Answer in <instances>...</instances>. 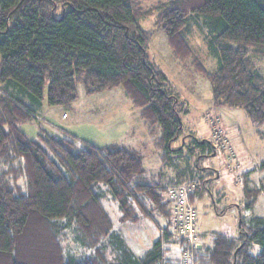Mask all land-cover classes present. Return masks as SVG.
I'll return each mask as SVG.
<instances>
[{
    "label": "trees",
    "instance_id": "1",
    "mask_svg": "<svg viewBox=\"0 0 264 264\" xmlns=\"http://www.w3.org/2000/svg\"><path fill=\"white\" fill-rule=\"evenodd\" d=\"M154 14L179 62L209 79L212 105L244 108L264 126V77L252 60L264 57V0H171L147 10L140 0H0V264H183V249L170 246L171 191L192 181L144 183L138 180L144 159L133 150L99 148L68 133L40 131L30 138L20 127L39 118L47 86L50 105L64 106L76 101L80 84L86 94L122 87L159 148L180 153L171 145L182 132V103L150 60L153 30L139 25ZM190 17L209 30V51L219 63L214 72L187 37ZM196 142L213 152L208 140ZM258 169L264 171V161ZM193 173L191 168L198 179ZM199 179L201 191L190 200L207 191L206 177ZM102 185L118 202L122 223L156 213L163 218L164 235L142 257L118 239ZM259 192L245 184L248 209ZM255 217L247 229L241 217V236L215 233L210 247L192 250L194 262L264 264V218ZM68 232L92 253L72 254L64 245ZM109 247L118 255L115 262L108 261Z\"/></svg>",
    "mask_w": 264,
    "mask_h": 264
},
{
    "label": "rangeland",
    "instance_id": "2",
    "mask_svg": "<svg viewBox=\"0 0 264 264\" xmlns=\"http://www.w3.org/2000/svg\"><path fill=\"white\" fill-rule=\"evenodd\" d=\"M169 1L171 0H140V3L147 10L156 8L160 4ZM58 13H60V10ZM156 14L141 19L139 25L144 29L153 30L154 32L148 43V54L152 63L156 64L166 74L169 80L170 94L179 97L178 100L182 103L178 105L177 109L180 110L182 123L184 124V131L186 133L184 136L185 144L187 145L188 143L187 147L191 148L190 150L187 149L186 152L179 153V161L177 162L175 158H166L164 161L166 164L173 162L178 164L171 166V175H175L178 169H185L187 166L190 169L194 168L196 159L198 169L194 171L193 175L196 173L197 178L202 176L205 179L208 175L213 176V178L215 177L214 172L201 169L200 165L219 169L221 176L220 178H216V182L210 188L211 190H207L205 197L197 201L191 199L193 206L198 209L196 231L199 233L204 231L206 235L211 236L217 232L224 233L229 237L241 236V217L244 218V229L254 226L255 216L264 218V171L258 169L264 161V126L260 127L255 124L249 118L244 108L217 107L212 105L213 93L209 79L200 74L193 65H184L179 62V59L174 55L168 44L164 28L157 24L158 18ZM187 37L196 54L202 59L206 69L209 72L216 71L219 63L217 57L209 51L210 34L205 26V21L190 17ZM252 60L264 77V57L254 56ZM79 87L76 101L64 106L50 105L47 100V86L45 100L42 107L39 108V118L23 122L20 124V127L30 138H35L36 134L34 132L38 131L39 127L42 128V132L60 134L58 129L54 128V124H72L74 125L72 130L73 135H76L79 140L83 142L88 141L99 148H105L114 144V140L111 139L114 136L122 134V130L126 129V124H132V128L134 124L138 126L144 124L137 113L138 111L133 112L128 105L123 104L122 101L128 97L125 95L122 87L110 89L113 90L110 97L102 96L104 94L102 92L94 95L86 94L82 88V84ZM129 102L131 103L130 99ZM113 103H119V105H114L111 109L107 110L108 112H104L102 107L112 105ZM98 109L100 111H96ZM65 113L68 118L63 117ZM216 121L218 124H221L222 128L227 131V134L231 138L238 155L236 158L238 162L230 160L227 152L220 148H217L215 155H204L200 160L198 159V155L202 154V149L192 136L194 135L201 140L204 138L213 139L214 132L211 124L216 123ZM110 124L115 125L113 129L108 126ZM260 132H263V136L258 138L261 135ZM182 138L183 136L181 140ZM163 152L166 155H170V152ZM231 153H234L232 149ZM237 163L240 165L237 166ZM158 164H162L160 160L144 156L145 168L156 170L159 167ZM247 171L250 172V178L243 177V174L239 175ZM156 176L158 181L159 175ZM186 179L188 182L195 181L192 177L190 179L187 177ZM245 184L250 189H260L258 197L251 195V197L255 198V204L252 209L246 207L248 200L245 194ZM100 191L104 195V199L108 201L110 212L116 217V228L120 229L121 225L126 223L128 224V228L132 229L123 235L127 245L131 247L130 240L134 238L138 241H143L138 246L139 249H134L139 255H143L152 246L157 235V227L164 221L161 215L156 213L155 217L152 216V223L145 218L146 216L141 217V221L145 219L142 221L143 223H122L119 220L120 211L118 202L114 199L111 191L104 185L100 187ZM232 206H235V208ZM137 210L141 212L139 208ZM220 211H224V213ZM65 234L67 237H65L64 243L67 245L73 244L69 232ZM172 247L177 249L176 245ZM259 249V246H254L255 252ZM179 252L182 254L183 250Z\"/></svg>",
    "mask_w": 264,
    "mask_h": 264
},
{
    "label": "crops",
    "instance_id": "3",
    "mask_svg": "<svg viewBox=\"0 0 264 264\" xmlns=\"http://www.w3.org/2000/svg\"><path fill=\"white\" fill-rule=\"evenodd\" d=\"M154 65H156V64H154ZM111 91H113V90L108 89V90L102 91V93H104V94H102V96L110 97V95L112 93ZM98 93H101V92H98ZM105 93H107V94H105ZM95 94H97V93H95ZM125 95H126V93H125ZM122 102H123V104L128 105L133 112L138 111L137 113H138V115L140 117V110L138 108H136L132 104V102L130 103L128 98H126V100H124ZM114 105L118 106L119 103H113L112 105H106V106L102 107V109L104 110V112L105 111L108 112L107 110L111 109V107L114 106ZM96 111H100V109H98ZM207 112H209V110H207ZM63 117H64V114H63ZM64 118H68V116H66ZM142 121H143L142 123H144V124H141L142 126H138L137 124H134L133 128L131 127L132 124H126V129L122 130L123 133L118 135V136H114L111 139V140H114V144H111V145H109L107 147H111V146H114V147H125V148H128L130 150H133V151L139 153L143 157V159H144V156L145 157L149 156V157L154 158L155 160H160V162L162 164H158L159 167L156 168V170L155 169L152 170L150 168H145L144 173L138 179L141 182H144V183H146V182L147 183H157V184L160 183V184H164V185H166L168 187L170 185H173L174 183H178V182H181V181L185 180L187 177H190V167L189 166H187L185 169H178V172L175 175H171V173H170L171 166H174L173 164H176V162L179 161V159H178L179 158V153H176V154L170 153V155H167V157H166V154L158 146V138H157V136L151 132L149 126L144 122L143 119H142ZM211 125L213 127V132H214L213 139L212 138L211 139L210 138L209 139L208 138H204L203 140H201L200 138H196V136H194V135L192 136V138L195 141L199 140V141H201L203 143V142H205V140H208L210 143L212 141H214V144H215V145L212 146L210 143H208L213 148L212 149L213 152L209 153L207 149H206V151L201 150L202 154L198 155V159L200 160V158L202 156H204V155L209 156V155L212 154V156H213V155L216 154L217 148L218 149L220 148V149H223V150H225L227 152L228 158L230 160L235 161L238 155H237V152H236V150L234 148V145H233V143L231 141V138L227 134V131L224 128H222L221 124L213 123ZM108 126L111 129H113V127L115 125L114 124H110ZM39 128L40 129H38V131L34 132V134H36L35 138H38V134L42 130L41 127H39ZM54 128L58 129V131L60 133H63V134H67L68 133L69 135H73V131L72 130L74 128V125H72V124H69V125H64V124L55 125L54 124ZM185 134L186 133L184 131V124H182V132H181L180 136L178 137V139H176L172 143V145H171V149L172 150L179 149V150H181L180 151V154H181L182 152H186L187 149L188 150L191 149L190 147L189 148L187 147L188 143H187V145L185 144V142H186L185 138H184ZM260 134L261 135L258 138H261V136H263L262 135L263 132H260ZM74 136H76V135H74ZM182 136H183V138L181 140ZM257 136H258V133H257ZM86 142H88V141H86ZM189 145H190V143H189ZM231 149L234 151V153H231ZM196 156H197V154H196ZM166 158H171V159L175 158L176 162H173L171 164H166L165 161H164ZM196 161H197V159H196ZM196 161L194 163V171L198 167L197 166L198 162H196ZM236 161L238 162V160H236ZM237 164H238L237 166L240 165L239 163H237ZM176 165H178V164H176ZM200 167H201V169H205V170L212 171V172L215 173L214 174V176H215L214 178L211 175L206 176V180H207V186L206 187H207V190H211L210 188L213 187L212 185L216 182V178H220L221 172H220L219 169H217L215 167H211V166L210 167H208V166L206 167V166H201L200 165ZM246 173L249 174L250 172L249 171L242 172L239 175L241 176L243 174V177H244V176H246ZM156 175H159L158 181H157V176ZM239 175L237 176L238 179H239ZM248 178H250V175L248 176ZM200 188L201 187H199L198 190H200ZM206 193H207V191H206ZM206 193H204V195L202 197L197 196V198H195V200L197 201V200L203 199L205 197ZM196 201H195V203H196ZM105 202H106L107 208H108V210L110 212V209H109V206H108V201L105 200ZM232 203H234V202H232ZM232 207L235 208V206H232ZM111 215H112V213H111ZM113 218H114V221H115L116 217L113 216ZM117 219H118V217H117ZM146 219L148 221H151V223L153 221L152 218H150V219L146 218ZM119 220H120V218H119ZM144 220L142 219V221H144ZM142 221H140V222H142ZM140 222H137V223H140ZM157 228H158L157 229V235H156V237H155V239H154V241L152 243V246L155 243V241L158 239V237H160V234H161V232L159 230L160 226H158ZM115 229H116V231H117V233L119 235L118 239H120L123 242V244H124L125 248L127 249V251L130 252L131 254L137 256V257H142L152 247L151 246L148 250H146L143 255H139L134 249H139L138 246L140 244H142L143 241L142 240L138 241L137 239L134 238L133 240H130V246L131 247H129L127 245V243L125 242L124 238H123L124 233H126L128 230H132V229L128 228V224H126V223L122 224L120 229H117L116 228V224H115ZM133 232H135V231H133ZM201 232L202 233L199 234V240H200L199 241V248L200 249H204V248L210 247L212 245V243H213L212 236L214 234L211 236V235H206V233H204V231H201ZM217 233H220V232H217ZM63 237L65 239V237H67V235H64ZM70 238L72 240V236L71 235H70ZM72 242H73V244H68L67 245V244L64 243V245L66 247H68L70 249V252L72 254H74L75 256H79L81 253H84L86 255H89V254L92 253L91 251L83 248L80 244L75 243L73 240H72ZM147 245H148V243H147ZM170 246L172 247L173 245H170ZM174 255H175V257L176 256L179 257V254L178 255L174 254ZM106 256L108 258V261L115 262L117 260V256L118 255H117L116 252L113 251V249L111 247H109V248L106 249ZM179 264H180V262H179ZM193 264H197V263L194 262Z\"/></svg>",
    "mask_w": 264,
    "mask_h": 264
},
{
    "label": "built area",
    "instance_id": "4",
    "mask_svg": "<svg viewBox=\"0 0 264 264\" xmlns=\"http://www.w3.org/2000/svg\"><path fill=\"white\" fill-rule=\"evenodd\" d=\"M66 116V115H65ZM215 123V122H214ZM201 187L200 179H196L189 184H182L174 189L171 193V208L173 214L172 234L175 239L173 246L183 249V264L194 263V251L199 250L198 232L196 225L198 220V211L191 203L190 194ZM161 234L164 235V228H160ZM187 244L189 249H185ZM191 249V250H190Z\"/></svg>",
    "mask_w": 264,
    "mask_h": 264
}]
</instances>
